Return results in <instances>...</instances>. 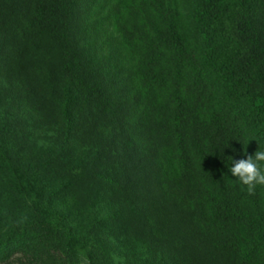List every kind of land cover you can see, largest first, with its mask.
<instances>
[{
    "label": "trees",
    "instance_id": "trees-1",
    "mask_svg": "<svg viewBox=\"0 0 264 264\" xmlns=\"http://www.w3.org/2000/svg\"><path fill=\"white\" fill-rule=\"evenodd\" d=\"M264 0H0V264H264Z\"/></svg>",
    "mask_w": 264,
    "mask_h": 264
},
{
    "label": "clouds",
    "instance_id": "clouds-1",
    "mask_svg": "<svg viewBox=\"0 0 264 264\" xmlns=\"http://www.w3.org/2000/svg\"><path fill=\"white\" fill-rule=\"evenodd\" d=\"M246 158L231 161L230 172L242 185L246 186L249 195H255L257 186H264V150L258 149L254 154H247Z\"/></svg>",
    "mask_w": 264,
    "mask_h": 264
}]
</instances>
